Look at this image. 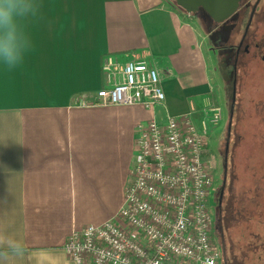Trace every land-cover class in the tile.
Wrapping results in <instances>:
<instances>
[{
    "label": "crops",
    "instance_id": "crops-1",
    "mask_svg": "<svg viewBox=\"0 0 264 264\" xmlns=\"http://www.w3.org/2000/svg\"><path fill=\"white\" fill-rule=\"evenodd\" d=\"M35 3L23 23L26 57L0 65V245L26 249L9 264H73L70 234L123 205L136 126L166 116L199 126L217 105L204 47L211 31L201 34L166 0ZM107 57L115 82L129 61L155 69L163 106L98 104L96 93L114 82L102 71Z\"/></svg>",
    "mask_w": 264,
    "mask_h": 264
},
{
    "label": "built area",
    "instance_id": "built-area-1",
    "mask_svg": "<svg viewBox=\"0 0 264 264\" xmlns=\"http://www.w3.org/2000/svg\"><path fill=\"white\" fill-rule=\"evenodd\" d=\"M102 71L114 81L117 71L110 57ZM119 74V81L96 93L98 104L163 106L159 75L146 62L129 61ZM208 113L199 126L171 116L136 126L123 205L101 225L70 234L64 250L73 264H221L212 236L213 177L204 150L222 109L214 105Z\"/></svg>",
    "mask_w": 264,
    "mask_h": 264
},
{
    "label": "rangeland",
    "instance_id": "rangeland-1",
    "mask_svg": "<svg viewBox=\"0 0 264 264\" xmlns=\"http://www.w3.org/2000/svg\"><path fill=\"white\" fill-rule=\"evenodd\" d=\"M166 1L176 9L172 1ZM249 1L250 10L254 0ZM241 11L237 21L234 15L221 25L220 33L205 14L197 13L190 17L201 34L212 29L209 40L207 36L205 38L204 47L205 53L211 55L209 68L215 101L222 109L220 122L210 128L204 154L213 177L210 197V212L214 219L213 240L219 253L223 250L227 264H264V24L257 27L256 20L252 18L247 35L249 51L244 54L241 49L236 58L235 49L246 22V18L242 22ZM215 44H219L220 48L217 49ZM255 45L259 47L255 48ZM197 118L196 115L194 120ZM229 126L230 142L224 156ZM224 157L227 158L228 177L233 178L226 177L230 194L225 197L219 214L217 202L221 196ZM218 215L224 221L220 230L224 240L222 249L216 224Z\"/></svg>",
    "mask_w": 264,
    "mask_h": 264
},
{
    "label": "clouds",
    "instance_id": "clouds-1",
    "mask_svg": "<svg viewBox=\"0 0 264 264\" xmlns=\"http://www.w3.org/2000/svg\"><path fill=\"white\" fill-rule=\"evenodd\" d=\"M37 11L35 0H0V65L14 68L23 62L30 48L23 23ZM25 252L19 242L0 245V264H9Z\"/></svg>",
    "mask_w": 264,
    "mask_h": 264
},
{
    "label": "water",
    "instance_id": "water-1",
    "mask_svg": "<svg viewBox=\"0 0 264 264\" xmlns=\"http://www.w3.org/2000/svg\"><path fill=\"white\" fill-rule=\"evenodd\" d=\"M183 13L193 16L202 10L210 20L221 25L240 9L241 0H170Z\"/></svg>",
    "mask_w": 264,
    "mask_h": 264
},
{
    "label": "flooded vegetation",
    "instance_id": "flooded-vegetation-1",
    "mask_svg": "<svg viewBox=\"0 0 264 264\" xmlns=\"http://www.w3.org/2000/svg\"><path fill=\"white\" fill-rule=\"evenodd\" d=\"M242 1L243 0H241V2ZM250 6H251V3L249 0H247L243 5L240 3V9L237 12L239 15L240 10H242L241 11L242 12L241 15L243 17L242 22L245 20V18H246V22H245V26H244V32H243V34L240 38V41H239V43L235 49L236 50V58H237V56L240 55L241 49H243L244 54H247V52L249 51V49H248L249 44H247V41H248L247 35H248V30L250 29V25L252 24V18H254L256 20L257 27H259L261 24H264V1L263 0H254V3L252 5L251 9L249 10ZM248 10H249V14H248ZM210 31H212V29ZM242 46H244V47L242 48ZM258 47H259V45H255V48H258ZM235 64H236V61H235ZM228 146H229V143L227 142V139H226V145H225V151L226 152H225L224 156H226V154H227ZM205 150H206V148H205ZM205 150H204V154H205ZM226 162H227V158L224 157V169L225 170H226V165H227ZM213 230H214V228H213ZM218 233H219V238H218L219 244H220L221 249H222V248H224L223 234L220 232V230ZM229 250H230V248H229ZM221 259L223 261V264H227L226 260L224 262L225 256H224L223 250H222V253H220V262H221Z\"/></svg>",
    "mask_w": 264,
    "mask_h": 264
},
{
    "label": "trees",
    "instance_id": "trees-1",
    "mask_svg": "<svg viewBox=\"0 0 264 264\" xmlns=\"http://www.w3.org/2000/svg\"><path fill=\"white\" fill-rule=\"evenodd\" d=\"M244 2V0L241 2V4ZM176 10H178V11H182L181 9H179L178 7H176ZM198 13H203V14H205L202 10H200ZM194 16V15H193ZM205 16L209 19V17L205 14ZM235 16H236V20L235 21H237L238 19H239V15H238V13H236L235 14ZM234 16V17H235ZM204 20V19H203ZM210 20V19H209ZM210 22V24H213V25H215L211 20L209 21ZM226 22H228V21H226ZM236 24V23H235ZM222 25V24H221ZM221 25H215L216 27H217V30H218V32H219V29L220 28H222V26ZM208 27V26H207ZM220 33V32H219ZM216 45V47H217V49H219L220 47H219V44H215ZM219 47V48H218ZM233 67H235L234 65H233ZM234 69V68H233ZM230 126H229V128H228V133H227V142L229 143L230 142V139H229V137H230ZM229 147V146H228ZM226 164H227V162H226ZM227 166V165H226ZM226 177H228V173H227V168H226V170L224 169V176H223V182H222V187H221V196H220V198H219V201L217 202V207L219 208V214L222 212V206H223V202H224V199H225V197L227 196H229V191H230V189H227L228 188V186H229V184H227V182H226ZM233 177L232 176H230L229 175V177H228V179H232ZM230 183V182H229ZM227 189V190H226ZM217 226H218V229L219 230H221V227H222V222H224L223 221V218L221 217H219V215H218V218H217ZM215 221V222H216Z\"/></svg>",
    "mask_w": 264,
    "mask_h": 264
}]
</instances>
